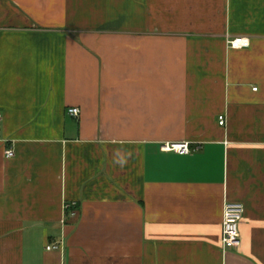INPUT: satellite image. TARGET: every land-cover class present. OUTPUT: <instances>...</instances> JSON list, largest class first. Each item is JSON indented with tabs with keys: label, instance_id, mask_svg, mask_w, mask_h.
<instances>
[{
	"label": "crops",
	"instance_id": "crops-1",
	"mask_svg": "<svg viewBox=\"0 0 264 264\" xmlns=\"http://www.w3.org/2000/svg\"><path fill=\"white\" fill-rule=\"evenodd\" d=\"M0 114V264H264V0H0Z\"/></svg>",
	"mask_w": 264,
	"mask_h": 264
},
{
	"label": "built area",
	"instance_id": "built-area-1",
	"mask_svg": "<svg viewBox=\"0 0 264 264\" xmlns=\"http://www.w3.org/2000/svg\"><path fill=\"white\" fill-rule=\"evenodd\" d=\"M227 43L231 48L246 47L249 45L247 38L238 36L233 39H228ZM255 89V87L253 88ZM67 112L70 115L77 116L79 114L78 107H70ZM1 122V114H0ZM218 123L224 125L225 119L223 115H219ZM162 149L165 151H174L180 154H186L189 152L190 148L187 142H167L162 145ZM6 157H12L14 152L12 149H7L5 151ZM73 202H65L63 204L64 214L67 217H75L77 215L76 209L73 207ZM244 213V205L238 201H226L223 208L222 225H221V240L222 248L224 250H230L238 247L240 245V231L239 226L242 222ZM60 243H49L46 245L47 250L59 249Z\"/></svg>",
	"mask_w": 264,
	"mask_h": 264
}]
</instances>
